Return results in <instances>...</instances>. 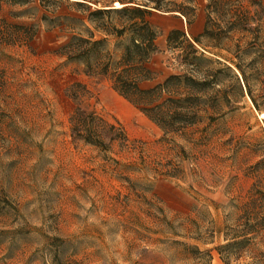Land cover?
<instances>
[{
    "label": "rangeland",
    "instance_id": "obj_1",
    "mask_svg": "<svg viewBox=\"0 0 264 264\" xmlns=\"http://www.w3.org/2000/svg\"><path fill=\"white\" fill-rule=\"evenodd\" d=\"M68 1L54 13L38 0L0 10L7 23L34 27L21 42L0 45V264H264V220L256 238L234 244L253 185L260 179L264 187V0H229L257 33L228 31L232 13L214 12L208 29L226 34L203 36L200 45L193 38L207 25L209 0H162L187 8L186 17L151 11L159 31L148 63L154 79L139 87L183 75L199 84L187 102L194 124L177 133L113 90L131 34L112 28L127 19L91 13L119 0ZM172 29L211 62L191 72L185 50L167 46ZM79 41L101 43L75 57L89 47ZM229 60L245 73L258 109ZM101 62H109L108 75H100ZM77 110L92 116L105 149L73 131Z\"/></svg>",
    "mask_w": 264,
    "mask_h": 264
},
{
    "label": "trees",
    "instance_id": "obj_2",
    "mask_svg": "<svg viewBox=\"0 0 264 264\" xmlns=\"http://www.w3.org/2000/svg\"><path fill=\"white\" fill-rule=\"evenodd\" d=\"M28 1L30 0H0V10L2 5H16ZM38 1L41 7L46 8L51 13L56 11V6L59 2L62 1L69 3L68 0ZM73 1H75L73 2L75 6L80 7L85 6L87 2H90V0ZM252 2L254 5L259 4L253 0ZM95 3L99 4L97 0H95ZM119 3H116L117 7L113 10L109 9L111 6L103 5V8L91 13L92 16H109L111 13H115L127 19V26L121 29L112 28L113 33L118 37L122 36L126 31H129L131 34L130 44L126 46L124 53L117 64L116 70L111 74L113 90L132 105L139 106L141 112L152 122L159 125L165 130V132L177 133L186 126L194 124L189 117L191 114L190 108L192 106L191 103H188L193 97L192 93L196 90V87L199 84L192 77H189L188 75L170 76L162 84H159L152 89L144 90L139 87L141 83L152 81L154 79V74L148 68V63L151 57L157 52L155 42L159 37V31L147 19L151 15V11L175 12L186 17L187 14L185 9L187 8L182 6L168 8V6L163 4L162 0H119ZM235 5L234 2L229 0H209L206 6L208 14L207 25L199 37L193 38V42L200 45V38L203 36L217 38L221 34H226L225 31L213 33L208 29L210 13H223L224 10V14L230 12L233 17L228 25V31L237 28L242 32L257 33L259 29L257 26H251V23L254 20L248 16V12ZM188 9L193 11V8ZM43 19L47 18L43 17ZM188 24L190 25V22H188ZM33 32V26L26 27L13 25L0 19V45H15L22 41L23 35L29 33L33 34ZM166 41L167 46L170 49L185 50L182 59L188 67H191V72L197 71L199 62H211V60L205 58L202 54L199 55L194 44L188 40L185 32L182 30L172 29L169 31ZM79 42L88 44L89 47L82 51L78 50V52L75 50L77 52V54H74L75 57L89 56L97 50V46L101 43V41H94L92 43H87V41ZM67 48H70V45ZM229 61H231L240 73L247 94L255 108L258 109V105L252 97L248 79L242 68L232 60ZM109 65V62H101L97 65L101 71L100 75H108ZM225 69L232 72L229 67H226ZM206 72L209 74H207L208 76H215L211 75L210 71ZM233 77L238 84L239 89L242 90L238 76L233 75ZM163 96H166V98L162 101ZM185 104H187L188 107L183 108ZM71 122L73 123V131L85 141L98 148L105 149L107 147V145L99 140V134H97L94 127H92L94 120L91 115L81 114L77 110L71 118ZM175 123L181 124L182 126H178L177 128L171 126L175 125ZM261 184L262 181L260 179L257 180L251 189L249 201L242 206L243 215L241 216L243 217H240V222L245 218V223L239 224V227L242 229V234L238 237H241L242 239L235 242V245H243L259 235V229H261L259 228L261 226L260 222L264 220V187L261 186ZM251 215L254 222L249 224L247 220L250 219L249 217H251ZM248 235H251L252 237L247 238ZM227 246H229V244H227L226 247Z\"/></svg>",
    "mask_w": 264,
    "mask_h": 264
},
{
    "label": "crops",
    "instance_id": "obj_3",
    "mask_svg": "<svg viewBox=\"0 0 264 264\" xmlns=\"http://www.w3.org/2000/svg\"><path fill=\"white\" fill-rule=\"evenodd\" d=\"M200 30V22L196 24L195 26V32H198Z\"/></svg>",
    "mask_w": 264,
    "mask_h": 264
}]
</instances>
